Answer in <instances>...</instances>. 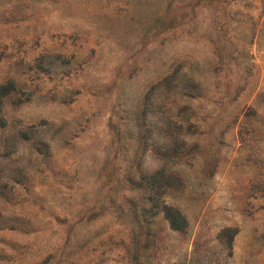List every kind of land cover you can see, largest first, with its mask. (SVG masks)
Segmentation results:
<instances>
[{"label":"rangeland","instance_id":"obj_1","mask_svg":"<svg viewBox=\"0 0 264 264\" xmlns=\"http://www.w3.org/2000/svg\"><path fill=\"white\" fill-rule=\"evenodd\" d=\"M0 86V264H264V0H0Z\"/></svg>","mask_w":264,"mask_h":264},{"label":"trees","instance_id":"obj_2","mask_svg":"<svg viewBox=\"0 0 264 264\" xmlns=\"http://www.w3.org/2000/svg\"><path fill=\"white\" fill-rule=\"evenodd\" d=\"M7 91V88L4 86H0V100L1 96L5 94ZM164 212L167 217V220L170 224V226L173 229L176 230H183L185 229L187 225V220L185 217L180 213V211L177 208H174L172 206H164Z\"/></svg>","mask_w":264,"mask_h":264}]
</instances>
